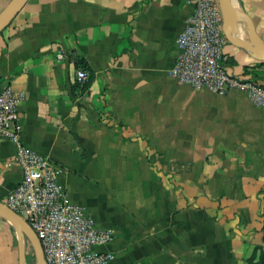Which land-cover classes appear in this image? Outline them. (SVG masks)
Instances as JSON below:
<instances>
[{"label": "crops", "instance_id": "crops-1", "mask_svg": "<svg viewBox=\"0 0 264 264\" xmlns=\"http://www.w3.org/2000/svg\"><path fill=\"white\" fill-rule=\"evenodd\" d=\"M195 1L29 0L0 34V93L24 96L22 142L58 163L69 200L113 233L108 264H247L264 248V107L170 73ZM237 5L264 44V0ZM224 55L231 73L264 83L246 49L228 41ZM80 68L90 82L75 80ZM16 152L0 140L3 203L22 180ZM19 236L0 216V264H24Z\"/></svg>", "mask_w": 264, "mask_h": 264}, {"label": "built area", "instance_id": "built-area-1", "mask_svg": "<svg viewBox=\"0 0 264 264\" xmlns=\"http://www.w3.org/2000/svg\"><path fill=\"white\" fill-rule=\"evenodd\" d=\"M223 21L219 0H196L195 11L177 39L179 55L170 73L195 90L219 96L240 92L264 107V83L239 77L224 64L228 40ZM65 57L62 52L57 55L59 60ZM88 79L85 69L76 71L78 83ZM23 98L11 86L0 93V140L16 144V162L22 169V180L5 204L37 234L47 264H108L113 256L101 248L112 242L113 233L100 229L82 207L69 200L59 182L58 163L23 144L19 109Z\"/></svg>", "mask_w": 264, "mask_h": 264}, {"label": "water", "instance_id": "water-1", "mask_svg": "<svg viewBox=\"0 0 264 264\" xmlns=\"http://www.w3.org/2000/svg\"><path fill=\"white\" fill-rule=\"evenodd\" d=\"M28 1L13 0L0 15V34L12 23ZM219 4L224 18L223 32L227 40L246 49L259 63H264V44L257 37V32L251 18L244 11L236 7L234 0H219ZM239 18H242L244 21L243 31L247 35V40L244 39V34L240 37L235 33L239 25ZM0 216L9 221L18 231L22 232V235H26L30 240L35 250L37 264H47L41 241L31 226L3 202H0ZM22 259L24 258L22 257Z\"/></svg>", "mask_w": 264, "mask_h": 264}, {"label": "rangeland", "instance_id": "rangeland-1", "mask_svg": "<svg viewBox=\"0 0 264 264\" xmlns=\"http://www.w3.org/2000/svg\"><path fill=\"white\" fill-rule=\"evenodd\" d=\"M237 8L242 10L241 7H239L238 5ZM75 188L77 189V192L79 191L82 194L84 203H86L87 206L95 210L93 215L96 219L100 216L105 215L107 204L96 195L93 187H91L90 185H85L84 187H82L81 184H78ZM101 222L104 223V221ZM19 239L21 241L22 257L24 258V263L37 264L35 250L30 240L26 237V235H23V238H20L19 236Z\"/></svg>", "mask_w": 264, "mask_h": 264}, {"label": "trees", "instance_id": "trees-1", "mask_svg": "<svg viewBox=\"0 0 264 264\" xmlns=\"http://www.w3.org/2000/svg\"><path fill=\"white\" fill-rule=\"evenodd\" d=\"M87 68H89V66ZM91 79H92V76L89 73V79H88L87 82H90ZM247 264H264V248L263 247H258L256 249V252L254 253V255L247 260Z\"/></svg>", "mask_w": 264, "mask_h": 264}, {"label": "bare ground", "instance_id": "bare-ground-1", "mask_svg": "<svg viewBox=\"0 0 264 264\" xmlns=\"http://www.w3.org/2000/svg\"><path fill=\"white\" fill-rule=\"evenodd\" d=\"M235 1V0H234ZM235 4H236V7H237V3H236V1H235ZM243 26H244V21H243V19L242 18H239V25H238V28H237V30H236V34H237V31H238V29L239 28H243ZM240 37H242V36H240ZM18 233H19V235H20V238H23V235H22V232L21 231H18ZM22 240V239H21ZM24 240V239H23ZM25 264V263H24Z\"/></svg>", "mask_w": 264, "mask_h": 264}]
</instances>
